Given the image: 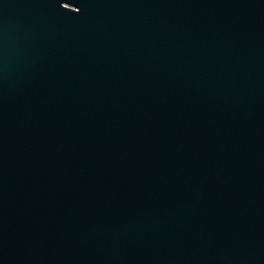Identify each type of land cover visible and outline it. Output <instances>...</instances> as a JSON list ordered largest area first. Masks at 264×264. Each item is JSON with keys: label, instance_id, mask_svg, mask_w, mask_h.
Returning a JSON list of instances; mask_svg holds the SVG:
<instances>
[{"label": "water", "instance_id": "water-1", "mask_svg": "<svg viewBox=\"0 0 264 264\" xmlns=\"http://www.w3.org/2000/svg\"><path fill=\"white\" fill-rule=\"evenodd\" d=\"M0 264H264V0H0Z\"/></svg>", "mask_w": 264, "mask_h": 264}]
</instances>
